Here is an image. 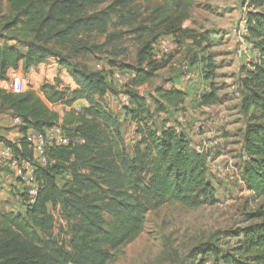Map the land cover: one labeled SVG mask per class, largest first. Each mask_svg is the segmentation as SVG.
Returning a JSON list of instances; mask_svg holds the SVG:
<instances>
[{"label":"trees","instance_id":"obj_1","mask_svg":"<svg viewBox=\"0 0 264 264\" xmlns=\"http://www.w3.org/2000/svg\"><path fill=\"white\" fill-rule=\"evenodd\" d=\"M5 1L8 14L0 15L2 30L23 33L29 39L18 44L0 39V83L8 79L10 70L27 72L53 57L77 87L41 86L48 102L68 107L60 117L35 91L15 94L0 86V112H9L22 123L23 136L18 141L0 137L16 156H32L24 137L28 129L59 125L68 138L67 144L46 150L47 162L36 171V201L28 205L24 195L16 193L22 209L0 207V264H110L121 248L142 233L149 211L167 203L197 208L217 201L205 155L182 131L156 127L146 117L148 99L160 113L163 104H183L185 91L159 87L155 91L159 95L148 97L126 92L130 103L123 115L135 124L128 151L119 115L105 103V95L113 90L109 72L87 71L73 63L72 56L82 49L83 34L106 31L111 12L98 7L109 0ZM161 2L148 27L138 28L142 32L136 62L145 69L134 68L131 87L145 84L163 66L153 58L155 33L170 35L176 43L189 40L202 51L208 49V43L203 45L208 40L204 35L181 26L191 0ZM245 24L246 39L258 57L240 79V112L246 118L240 148L247 157L241 176L247 190L264 196V0L248 3ZM194 62L201 65V77L209 82V91L198 93V104L213 105L220 100L212 81L215 66L209 55H196ZM76 101L83 102L80 111L74 108ZM2 190L0 181V206ZM50 207L58 208L63 227L56 229ZM252 217L259 222L245 227L233 248L221 251L208 245L199 253L212 255L215 264H264V204ZM187 264H203V259Z\"/></svg>","mask_w":264,"mask_h":264},{"label":"rangeland","instance_id":"obj_2","mask_svg":"<svg viewBox=\"0 0 264 264\" xmlns=\"http://www.w3.org/2000/svg\"><path fill=\"white\" fill-rule=\"evenodd\" d=\"M250 1L191 0L181 26L204 35L208 40L203 45L208 43V49L202 51L187 40L175 42L173 49L158 61L163 66L148 82L137 87L130 86L129 77L134 68L145 69V65L139 66L136 62L139 33L142 32L138 31V28L148 27L152 12L162 4L161 0H109L98 7L99 10L106 9L111 12V21L106 31L82 35L83 42L87 44L82 42V49L74 58L72 56L73 63L85 67L87 71H98L95 68L97 63L106 69L115 67L122 70L128 77L127 83L122 86L110 84L113 87L112 93L117 97L126 92L142 95L143 90L167 88L173 79L181 76L185 77V83L196 81L194 83L197 87L192 90L195 96L201 91H209V82L202 83L199 68L201 65L192 63L196 55H209L215 66V77L212 81L220 98L212 105L210 111L200 110L199 104L193 100L195 97H191L189 103H194L193 108L180 106L174 109L163 104L164 111L160 113L156 112L153 100H147L149 112L146 117L151 124L156 127H163L166 123L178 125L191 144L201 150L205 148L202 138L195 140L189 135L192 124L199 119L214 118L216 123L211 124L203 133H215L212 135L213 144L210 148L213 149L215 157L226 160V170L222 175L209 176L217 199L214 204L191 208L179 203H167L149 211L142 233L133 242L121 248L110 264H187L191 261L198 262L200 259H203V264H215L212 255L199 253L200 250L208 245H214L221 251L230 250L242 238V230L245 227L259 222V219L252 215L264 204V196H256L246 189L241 176L244 159L240 152L242 133L246 125V118L240 112V79L244 70L250 68L249 63L258 57V51L246 39L244 20ZM7 14L8 4L4 0L0 3V15ZM155 35L156 39L165 36L161 32ZM14 36L16 39L12 38ZM0 39L10 44H18L19 41H27L29 37L23 33L3 31L0 20ZM45 62L54 65L52 82L45 83L46 78L43 77L42 83H36L30 71L19 70L17 73L23 79L24 91L36 87L40 97L46 100L45 92L41 88L43 84L56 85L59 89L66 90L77 87L74 82L71 88L72 78L56 58L50 57ZM108 77L110 80V76ZM2 86L10 91L7 81L2 83ZM157 95L159 93L156 92L154 96ZM118 102L120 105L121 102ZM105 103L108 109L119 115L127 140V150L130 151L135 124L123 115V109H117L106 101ZM58 105L63 104L57 103ZM57 109L64 114L63 106ZM181 118L185 120L182 121ZM17 123L22 124L21 120ZM19 126L17 125V131L16 125L4 128L9 136L0 137L8 141H18V133H21ZM2 183L8 185L4 180ZM16 196L13 192L4 194L1 209L17 210L20 203ZM50 212L55 219L56 229L63 227L65 224L59 217L58 208L50 207ZM217 264L223 262L219 261Z\"/></svg>","mask_w":264,"mask_h":264},{"label":"built area","instance_id":"obj_3","mask_svg":"<svg viewBox=\"0 0 264 264\" xmlns=\"http://www.w3.org/2000/svg\"><path fill=\"white\" fill-rule=\"evenodd\" d=\"M174 46L175 40L172 36L165 35L160 37L152 43L153 58L156 61H160L173 49ZM95 68L96 70L109 72L111 85L122 86L127 83L128 77H126L125 73L118 68L113 67L111 69H106L103 68L100 63L95 64ZM135 74V70L130 72L129 80L135 77ZM9 89L15 94L24 91L23 79L21 75L15 71L10 75ZM118 100L121 102L120 105H118ZM105 101L108 104L113 103L114 107L120 110L123 109L124 111V108L129 106L130 97L127 93L119 94L117 97L112 92H107L105 95ZM74 108L76 111H80L82 105H75ZM203 108L210 111L212 105H204ZM215 123L214 118L209 120L199 119L192 124L191 132L194 133V135L201 137L207 133H203L204 130L209 128L211 124ZM24 137L32 151V156L30 158H21L16 156L10 145L0 142V164L11 170L16 182L18 193L23 194L26 199L25 203L30 205L36 201L38 195L39 183L36 178V171L38 166H44L47 162L45 154L46 150L55 145L67 144L68 138L59 125L45 127L42 130L29 129L24 134ZM204 144L205 148L203 150L198 149L197 147L195 148L205 155L206 166L209 174L222 175V172L226 170V160L215 157L213 149L210 148L213 141L209 140L208 144ZM240 152L245 160L247 158L245 152L241 148Z\"/></svg>","mask_w":264,"mask_h":264},{"label":"crops","instance_id":"obj_4","mask_svg":"<svg viewBox=\"0 0 264 264\" xmlns=\"http://www.w3.org/2000/svg\"><path fill=\"white\" fill-rule=\"evenodd\" d=\"M187 41H189V40H187ZM255 60V59H254ZM56 65V64H55ZM198 65V64H197ZM195 66V65H194ZM193 66V67H194ZM188 67V66H187ZM187 67H186V69H187ZM192 68V67H191ZM190 68V69H191ZM189 69V70H190ZM19 70H22L21 68H19V69H17V70H10L9 72H8V79L7 80H5V81H2L1 83H0V86L1 87H3L2 86V83H4V82H8L9 83V78H10V75H11V73L12 72H18ZM54 70H55V68H54V65L53 64H49V63H47V62H45V63H41V64H39L38 66H36V67H32V68H30L28 71H30L31 73H32V75L34 76V80H35V82L37 83V82H41L42 83V79H43V77H45L46 78V81H45V83H50V82H52V79H53V76H54ZM189 73L190 72H188V74L187 75H189ZM186 75V76H187ZM187 78V77H186ZM185 79V77H183V76H181L180 78H175V79H173V81L169 84V86H167V88H170V87H174V88H177V89H181V90H183V91H185L186 93H187V97L185 98V101H184V103L183 104H181V105H178V106H169V107H171V108H174V109H177L178 107H180V106H183V107H188L189 109H191V108H193L194 107V103L192 102V103H189L190 102V99H191V97H195V98H193V100L194 101H196V104L198 103V101H197V98H198V93H197V95L195 96V93L193 94L192 93V90H194L196 87H197V84L196 83H194V82H196V81H192V82H183V80ZM202 83L203 84H205L206 83V81L205 80H202ZM70 84H71V88H73L72 86H73V84H74V81L73 80H71L70 81ZM37 85V84H36ZM3 88H5V89H7L6 87H3ZM8 90V89H7ZM33 91H35L38 95H39V93L37 92V90H36V87H34L33 88ZM192 94H193V96H192ZM40 96V95H39ZM42 99V98H41ZM43 101H44V103L50 108V109H52V110H54V111H56V112H58L59 114H60V117L61 116H63L62 115V112L61 111H59L57 108L58 107H60V106H63L64 107V111H66V110H68V107L67 106H65V105H58L57 106V104H52V103H50V102H48L47 100H44V99H42ZM78 104H83V102L82 101H76V102H74V106L75 105H78ZM110 105H112V106H114V104L113 103H110ZM199 107H200V110H202V109H204L203 108V106L202 105H198ZM193 110V109H192ZM205 110V109H204ZM191 111V110H190ZM180 120H185V119H180ZM60 121V120H59ZM18 122V119L17 118H15V117H13L9 112H0V136H4V137H6V138H8V136H9V134H7V132H5L3 129L4 128H6V127H8V126H12V125H16V127H17V125H20L19 126V129L21 128V125L22 124H19V123H17ZM164 126H171V127H173V128H175L176 130H178V131H182L183 132V130H181L180 128H179V126L178 125H173V124H164ZM17 129H18V127L16 128V131H17ZM29 130V129H28ZM184 133V132H183ZM185 134V133H184ZM215 133L214 132H207L206 134H204V135H202L201 136V138H202V141H203V144L204 143H206V144H208L209 143V140H211L212 139V135H214ZM18 135H19V138H21L22 136H23V134H22V132L21 133H18ZM186 135V134H185ZM190 137H194L193 139H195V140H198V138L199 137H197L196 135H194V133H192V132H190ZM187 138H188V136H186ZM18 138V139H19ZM15 140H17V139H15ZM12 141H14V140H12ZM15 142V141H14ZM0 168H1V172H0V181L2 182L3 180L5 181V183H7L8 185H3V183H2V185H3V190H2V192H1V199H2V196L4 195V194H6V195H8V194H10L11 192H13L14 194H16L15 193V191L17 190V187H16V182H15V180H14V177H13V175H12V173H11V170H9V169H7L6 167H4V166H2L1 164H0ZM12 175V176H11ZM6 190V191H5ZM17 195V194H16ZM16 200H18L19 201V203L20 204H18L19 206H17V209H22V205H21V202H20V200H19V197L18 196H16ZM10 209H13V208H10ZM5 210H9V209H5Z\"/></svg>","mask_w":264,"mask_h":264},{"label":"water","instance_id":"obj_5","mask_svg":"<svg viewBox=\"0 0 264 264\" xmlns=\"http://www.w3.org/2000/svg\"><path fill=\"white\" fill-rule=\"evenodd\" d=\"M156 91V87L153 88L152 90H143L142 91V96L148 97V96H154Z\"/></svg>","mask_w":264,"mask_h":264}]
</instances>
